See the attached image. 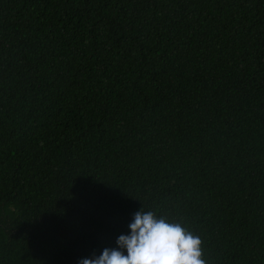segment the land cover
I'll list each match as a JSON object with an SVG mask.
<instances>
[{
  "label": "trees",
  "instance_id": "obj_1",
  "mask_svg": "<svg viewBox=\"0 0 264 264\" xmlns=\"http://www.w3.org/2000/svg\"><path fill=\"white\" fill-rule=\"evenodd\" d=\"M141 209L264 264V0H0V264H78Z\"/></svg>",
  "mask_w": 264,
  "mask_h": 264
},
{
  "label": "clouds",
  "instance_id": "obj_2",
  "mask_svg": "<svg viewBox=\"0 0 264 264\" xmlns=\"http://www.w3.org/2000/svg\"><path fill=\"white\" fill-rule=\"evenodd\" d=\"M115 248L82 258L78 264H205L203 241L180 223H170L152 211H137Z\"/></svg>",
  "mask_w": 264,
  "mask_h": 264
}]
</instances>
